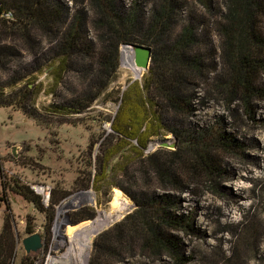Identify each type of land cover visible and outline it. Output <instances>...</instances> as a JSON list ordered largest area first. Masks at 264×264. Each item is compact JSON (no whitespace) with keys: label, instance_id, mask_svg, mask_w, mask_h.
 <instances>
[{"label":"rangeland","instance_id":"1","mask_svg":"<svg viewBox=\"0 0 264 264\" xmlns=\"http://www.w3.org/2000/svg\"><path fill=\"white\" fill-rule=\"evenodd\" d=\"M116 1L117 9L122 12H128L133 4V0ZM158 1L140 0L144 23ZM79 2L61 0L60 3L69 17L77 11L86 19V38L92 52L77 51L70 55L67 71L58 86H54L51 71L64 57L58 53V37L63 27L54 23L50 29L33 22L24 29L25 33L15 25L0 34V47L5 53V57L0 56V101L26 85L32 92L25 111L15 105L0 106V192L3 184L7 186L17 179L41 195L45 206L52 197L56 201L53 210L40 212L16 193L10 190L6 193L17 240L10 264H27L40 258L44 261L48 253L51 257H67L72 245L64 235V228L91 223L100 214H117L118 209L112 203L116 189L121 191L120 203L126 208L116 220L93 232L85 248L87 263L95 237L135 213L138 206L132 198L141 202L143 198L170 195L176 202L173 208L176 215L188 214L196 230L193 235L171 231L180 243L185 264H264V100L256 98L251 102L250 119L239 100L229 104L218 91L227 66L215 24L220 11L224 13L227 0H213L215 6L211 11L204 10L196 0H178L167 44L175 40L182 24L191 21L195 25L198 41L193 51L202 56L204 71L190 79L187 99L193 110L185 115L169 108L162 111L165 100L153 89V101L158 113L163 114L162 135L153 138L143 156L129 150L119 153L111 161L113 171L100 191L96 190L93 178L97 159L105 153L104 142H116L111 139L110 125L119 108L117 98L141 77L134 76L125 63L128 60H119L116 77L107 90L98 94L102 84L93 78L106 41L94 25L93 2L86 0L83 5ZM148 47L153 51L159 45L152 43ZM112 75H108V81ZM258 85L264 88L263 75ZM108 93L110 97H106ZM77 100L81 105L87 103L79 113L63 111L77 108ZM88 101L92 102L88 105ZM58 107L63 113L54 114L52 110ZM204 131L209 132L207 137L202 135ZM216 131L239 141L240 152L227 151L212 140L210 135ZM163 141L172 146L160 147L158 144ZM152 153L155 156L150 159ZM204 153L209 154L221 172L219 177L209 178L196 163ZM110 183L116 186L109 187ZM75 200L77 203L71 205ZM5 208L1 202L0 230ZM82 208H94V219L71 225L70 215ZM49 213H53V220L47 234L43 227L48 223ZM27 216L33 222L34 232L42 237V251L35 255L26 254L21 245L27 236L24 234ZM131 220L137 219L133 216L128 224ZM132 242L133 247L127 245L122 250L119 264H178L166 253L154 254L144 249L137 236ZM73 263L69 258L67 264Z\"/></svg>","mask_w":264,"mask_h":264},{"label":"trees","instance_id":"2","mask_svg":"<svg viewBox=\"0 0 264 264\" xmlns=\"http://www.w3.org/2000/svg\"><path fill=\"white\" fill-rule=\"evenodd\" d=\"M86 0H80L83 5ZM95 8L94 25L101 31L102 40L106 41L102 53L99 55L98 69L94 74V80L101 82V94L107 90L110 82L116 77L115 73L119 66L120 48L122 45L140 44L142 46L159 45L158 50L152 51L150 57L151 65L147 73L143 74L141 80H134L125 91L117 98L120 101L119 108L111 119V139L115 143H105V153L96 162V173L93 184L96 190H101V185L113 171L111 161L119 153L129 150L143 156L144 152L153 142V138L162 135L163 114L158 113V107L153 101L151 91L158 90L159 97L164 102V108L172 109L176 114L185 115L191 113L187 96L190 79L202 75L203 62L200 54H195L193 47L197 45L196 28L192 22L182 24L178 36L171 43L167 40L171 29V23L177 13L178 0H159L149 13L148 22L144 23L143 5L140 0H133L128 12L117 9L116 0H91ZM204 10L214 9L213 0H196ZM61 0H4V5L14 11L15 18L12 21H0V34L17 25L22 33L26 27L37 22L39 25L52 28L54 23L63 27L59 38L58 51L64 57L58 61L52 72L54 86H58L62 80L63 73L67 71L68 58L77 51L92 52L89 40L86 38L85 18L75 11L69 17ZM84 7V6H83ZM224 13L220 11V17L215 24V29L221 38L222 55L224 56L227 69L224 80L218 83V91L232 104L239 100L252 119V101L256 98L264 100V88L258 85V79L264 76V21L263 0H227ZM19 23V24H18ZM56 25V26H57ZM65 26V27H64ZM60 32V31H58ZM90 48V51L88 50ZM0 47V56L5 57ZM34 54V53H33ZM0 57V58H1ZM33 61H36L34 58ZM113 73L108 81L107 77ZM32 92L26 85L7 94L0 101L1 107L17 106L24 110L29 104ZM36 92H34V96ZM106 97L111 95L105 94ZM72 111L79 113L87 103ZM92 101H88V105ZM62 108H57L53 113H63ZM172 132L176 134L175 130ZM204 137L209 132L204 131ZM212 137V138H211ZM212 140L217 141L222 148L231 152H240L242 144L225 132H214L210 135ZM156 152H158L156 150ZM172 153L176 155L173 150ZM155 153L149 155L154 158ZM199 162L209 178L219 177L221 172L213 164L209 154H200ZM120 163V162H119ZM116 184L110 183L109 187ZM12 191L16 195L30 202L40 212L53 210L56 204L54 197L50 198V204L45 206L43 197L34 193V189L24 185L17 179L3 184L1 189L0 204H5L3 212V226L0 230V264H10L15 257L16 236L14 232V218L10 212L11 206L7 199V192ZM167 196L143 198V201L134 199L138 206L134 214L127 215L121 222L115 223L110 228L100 232L93 241L92 250L87 264H114L121 262L122 250L127 245L133 247L134 237L141 241L144 249L154 254L166 253L176 263L185 264L183 255L180 253V243L171 234L172 232H183L191 235L196 230L192 219L188 214L176 215L173 208L176 202ZM94 208H82L70 215V224L76 225L82 221L92 220L95 217ZM135 217L137 220L129 219ZM53 213H49L47 224L43 227L45 233H49ZM139 224H138V222ZM172 231V232H171ZM34 225L29 216L26 217L24 234H34ZM132 249V248H130Z\"/></svg>","mask_w":264,"mask_h":264},{"label":"bare ground","instance_id":"3","mask_svg":"<svg viewBox=\"0 0 264 264\" xmlns=\"http://www.w3.org/2000/svg\"><path fill=\"white\" fill-rule=\"evenodd\" d=\"M130 57V53L128 51L124 52L123 59L128 60ZM128 67H130L131 71L134 73V75L141 74L139 70H137L135 67H133L130 64V61L128 62ZM42 189L38 188V191L41 192ZM121 191L116 189V195L113 199V206L118 209L117 214H111V213H104L105 215H99L98 219L91 223H86L78 226H66L64 228V235L67 236L69 241L71 242V245L67 251V257H59L55 256L52 259L51 264H67L69 263V258L71 260H74L75 263L73 264H86L88 261V253L86 252V246L87 243L91 241V238L93 236V232L95 233L98 229L105 228L109 222H112L116 220L119 216H121V213L124 212L126 206L124 203H120L121 198ZM77 202L76 200L74 202H71V205H75ZM80 237V238H79ZM78 238V241H77Z\"/></svg>","mask_w":264,"mask_h":264},{"label":"water","instance_id":"4","mask_svg":"<svg viewBox=\"0 0 264 264\" xmlns=\"http://www.w3.org/2000/svg\"><path fill=\"white\" fill-rule=\"evenodd\" d=\"M128 51L130 57L128 58L130 64L140 71L141 74L134 75L136 78L143 76L144 72L149 69L150 57L152 56V49L148 46H142L140 44L122 45L120 51V60L123 59L124 52ZM127 65L128 63L125 62ZM160 147H171L172 145L167 141L160 142ZM22 247L26 254H37L42 245V237L39 233L27 235L22 239Z\"/></svg>","mask_w":264,"mask_h":264},{"label":"built area","instance_id":"5","mask_svg":"<svg viewBox=\"0 0 264 264\" xmlns=\"http://www.w3.org/2000/svg\"><path fill=\"white\" fill-rule=\"evenodd\" d=\"M15 18V13L13 10L8 9L5 5H4V0H0V21L4 20V21H12ZM43 247V246H42ZM40 251H42V248L40 249ZM39 251V252H40ZM38 252V253H39ZM37 253V254H38ZM35 255V254H34ZM63 255V254H62ZM58 255H54V256H50L49 253L47 254L45 260L43 261V258L40 259H36V260H30V262H28L27 264H51L50 262H52V259Z\"/></svg>","mask_w":264,"mask_h":264}]
</instances>
